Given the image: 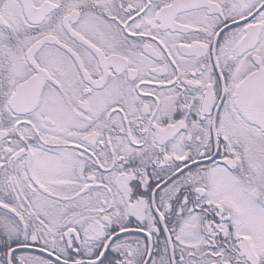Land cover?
<instances>
[{
    "label": "snow or ice",
    "instance_id": "obj_1",
    "mask_svg": "<svg viewBox=\"0 0 264 264\" xmlns=\"http://www.w3.org/2000/svg\"><path fill=\"white\" fill-rule=\"evenodd\" d=\"M0 264H264V0H0Z\"/></svg>",
    "mask_w": 264,
    "mask_h": 264
}]
</instances>
